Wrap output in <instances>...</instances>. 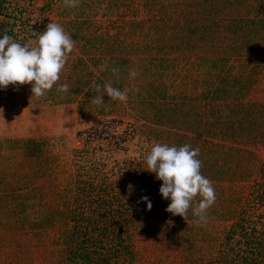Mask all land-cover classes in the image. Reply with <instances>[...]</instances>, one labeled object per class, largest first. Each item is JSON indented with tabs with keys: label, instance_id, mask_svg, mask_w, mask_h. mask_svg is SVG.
Listing matches in <instances>:
<instances>
[{
	"label": "rangeland",
	"instance_id": "1",
	"mask_svg": "<svg viewBox=\"0 0 264 264\" xmlns=\"http://www.w3.org/2000/svg\"><path fill=\"white\" fill-rule=\"evenodd\" d=\"M51 21L75 41L59 81L0 88V264H264V0H0V37ZM109 81L127 102L97 107ZM155 143L199 148L207 223L199 196L166 211Z\"/></svg>",
	"mask_w": 264,
	"mask_h": 264
},
{
	"label": "clouds",
	"instance_id": "2",
	"mask_svg": "<svg viewBox=\"0 0 264 264\" xmlns=\"http://www.w3.org/2000/svg\"><path fill=\"white\" fill-rule=\"evenodd\" d=\"M63 3L65 7L74 8L79 6L80 0H63ZM74 47L75 41L71 34L52 21L46 25V30L40 33L34 45L18 43L4 34L0 37V88H7L10 84H31L32 96L43 97L59 81L60 73ZM107 67V64L100 65L101 70ZM111 71L118 76V69L112 68ZM136 75L134 70L129 72L132 79ZM91 87L100 93L92 100L97 107L104 103L103 93L114 101L127 102L128 90L113 87L111 81L103 85V92L101 85L95 82ZM58 91L67 93L70 91L69 85H59ZM2 113L3 109L0 108V117ZM199 155V148H191L188 144L177 147L155 143L144 157L147 165L145 170L155 173L156 178L162 181L159 193L171 201L166 208L167 212L179 215L187 222L192 202L197 196L201 198L192 207L198 225L208 222V209L216 201L212 181L201 173L202 162L197 159ZM141 199L147 202V209L150 210L152 205L148 197Z\"/></svg>",
	"mask_w": 264,
	"mask_h": 264
},
{
	"label": "trees",
	"instance_id": "3",
	"mask_svg": "<svg viewBox=\"0 0 264 264\" xmlns=\"http://www.w3.org/2000/svg\"><path fill=\"white\" fill-rule=\"evenodd\" d=\"M196 21H198V20H196ZM190 28V27H189ZM191 29V30H190ZM189 30H188V32H186L187 33V36H185V38H187V43L186 44H189V41L191 40V35H192V33L193 32H195V31H198L197 29L198 28H190ZM203 37V34H201V36H200V40H201V38ZM29 142H31V141H27V144L29 143ZM114 231V230H113ZM114 233V232H113ZM80 258H82L83 260H82V262H78V260L76 261V262H74V264H85L84 263V260H88V258H89V256H88V254H85V255H78ZM102 261H106V259H103ZM95 264H102L101 263V260L99 261H96L95 262Z\"/></svg>",
	"mask_w": 264,
	"mask_h": 264
}]
</instances>
